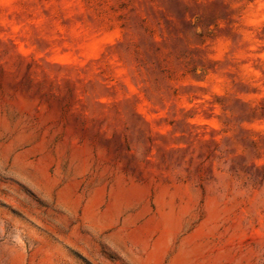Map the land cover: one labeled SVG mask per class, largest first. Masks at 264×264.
<instances>
[{
  "label": "rangeland",
  "instance_id": "374dc122",
  "mask_svg": "<svg viewBox=\"0 0 264 264\" xmlns=\"http://www.w3.org/2000/svg\"><path fill=\"white\" fill-rule=\"evenodd\" d=\"M0 264H264V0H0Z\"/></svg>",
  "mask_w": 264,
  "mask_h": 264
}]
</instances>
